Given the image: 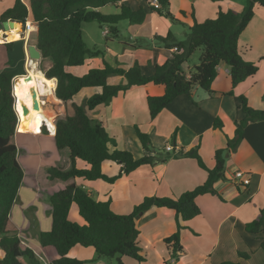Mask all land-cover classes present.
Here are the masks:
<instances>
[{
	"label": "crops",
	"instance_id": "0c3cea01",
	"mask_svg": "<svg viewBox=\"0 0 264 264\" xmlns=\"http://www.w3.org/2000/svg\"><path fill=\"white\" fill-rule=\"evenodd\" d=\"M15 1L0 0V16L12 8ZM20 1L27 8L29 7V0ZM120 4L132 10L139 7L147 9L146 20L142 25L121 22L122 24L118 25L119 36L116 39L107 37L108 31L104 28L106 45L102 48L104 51L101 50L102 56L97 59H101L102 65L105 62L122 70H128L137 63L143 72L151 73L155 65H162L175 52L174 49L167 50L157 43L156 37H166L171 33L177 40L182 41L185 39L188 28L192 27L195 22L202 23L205 20L214 19L219 12H241L245 6V0L221 2L169 0V11L174 22L151 11L148 0H121ZM103 8L98 9L102 15H104ZM114 10L118 12L116 8ZM28 22L34 25L29 20ZM33 29L34 31L29 34V39L31 37L34 39L36 36L37 27L34 25ZM121 29L129 34L128 41L123 38ZM5 33L0 32L2 38L5 36L3 43L0 44V60L2 61L0 72L8 70L14 76L11 82L14 84L17 78L29 73L26 51L30 45L34 44H30V40L27 41L28 36L23 31L19 30L16 34H13L14 32ZM10 34L14 35V39L8 38ZM85 35L83 31V36ZM153 40L157 45L152 43ZM92 41L94 45L92 47H95L97 44L95 40ZM9 42L13 43L9 48L4 46ZM144 42L145 44L149 42L151 48L145 49ZM114 44L123 48L121 50L123 56L114 52L112 49ZM15 48H17L16 51ZM20 51L23 57H15L14 53L20 54ZM238 52L244 61L256 64L258 70L254 76L235 87L231 85L228 67L221 63L217 67L216 77L211 84V94L199 87H194L192 101L185 96H180L173 100L154 120L149 117L147 98L162 96L163 86L133 87L119 94L108 104L100 105L88 112V116L100 122L109 137L115 140L116 146L115 148L110 146V151L113 149L126 150L134 157H141L143 151L134 129L138 126L141 132L148 135L151 144L161 147L163 152H166L165 147L167 146L173 148L167 153H177L186 152L199 145L200 157L205 166L212 169L215 165L214 152L226 147L227 140L234 138L235 123L246 118V114L240 108V97L246 99L250 108L264 111V8H255L252 20L239 38ZM40 62H44L42 70H39L37 64L32 61L37 70L44 75L43 71L51 66V62L42 60V58L39 60V65ZM90 65V63L87 65L85 74L92 68L103 67ZM73 69L70 70L72 74H74ZM21 70H24V74L20 72ZM181 71L187 76L193 71H191L189 59L182 64ZM111 77H115L111 80L113 85L126 82L122 76L113 75L107 79V83ZM50 81L55 84L52 96L41 97L40 107L54 126L57 119L73 115L72 104L80 105L92 95L101 92L100 88L82 89L71 101L63 103L54 95L56 80ZM46 98H51L55 102L51 108L45 102ZM217 119L222 123L221 130L213 129L214 121ZM40 129V132L20 131L17 121L14 134L15 145L16 133L19 135L22 132L21 135L29 141L44 137L54 147L52 151L39 147L37 153H29L28 155L32 156L31 163L25 162V157H22L20 153L17 155L19 165L25 167L27 172L24 170L21 186L10 211V220L18 229L22 247L32 250L41 264H49L57 260L59 256L54 248L42 247L36 235L39 232L50 231L52 218L48 199L65 186L62 183L52 185L47 183L46 185L43 172L50 168L66 170L69 168V160L67 150H56L55 129L53 133L45 125H42ZM174 132L176 135L173 141ZM169 139L172 141L171 145L167 143ZM43 151H46L44 156ZM60 163L65 166H60ZM84 166L83 163H78V168H84ZM102 170L108 177H113L118 174L120 166L106 162ZM237 171L248 175L250 180L248 185L243 186L234 178V173ZM224 174L226 180L214 184V189L221 199L210 194L197 197L195 203L200 210V215L188 222H180L185 228L180 233L183 253L177 261H168L169 251L163 243L165 238L176 232L174 211L153 207L136 220L140 256L144 258V262L140 264H264V252L260 248L264 231L251 234L245 230L246 224L255 220L260 211L264 210V121L252 122L245 126L242 140L235 152L231 153L226 160ZM206 179L207 173L198 167L195 160L180 158L170 159L164 164L141 166L127 176H122L113 184L82 180H77L76 183L91 192L97 201L110 199V208L115 214L128 215L133 207L141 203L145 197L177 198L182 193L202 185ZM116 198L124 199V201H117ZM73 208L72 206L70 209L69 219L82 225L83 221L75 212L71 216ZM240 254L247 255V258H241ZM2 256L3 253L0 250V260ZM67 257L85 261L86 264H105V259L95 260L96 254L92 248L75 246L69 251ZM126 258H121L122 264H133Z\"/></svg>",
	"mask_w": 264,
	"mask_h": 264
},
{
	"label": "trees",
	"instance_id": "16d2710c",
	"mask_svg": "<svg viewBox=\"0 0 264 264\" xmlns=\"http://www.w3.org/2000/svg\"><path fill=\"white\" fill-rule=\"evenodd\" d=\"M150 1L148 0V3ZM157 1L160 7L154 8L149 4V9L174 22L169 11V0ZM120 2L121 0H29L27 8L20 0H16L14 6L0 16V22L14 20L25 24L29 20L37 27L34 45L42 60L51 62V66L43 71V74L48 80H56L54 95L58 100L66 103L82 89H101L100 93L92 95L82 104H72V116L57 119L55 122L54 145L58 151L67 150L69 168H50L43 172L46 185L62 183L65 186L48 199L52 218L50 231L36 235L42 247L54 248L59 256L49 264H86L85 261L67 257L75 246L92 248L96 261L117 257V264H122L121 258L127 257L139 263L143 262L144 258L140 256L138 246L139 231L136 220L153 207L166 208L175 213L176 232L165 238L163 243L169 251L170 259H178L183 253L180 233L185 228L180 222H188L200 215L195 203L197 197L210 194L221 199L214 189V184L226 180L224 173L227 157L235 152L247 124L264 121V111L250 108L246 99L240 97V108L246 118L235 123L234 138L227 140L226 147L214 152L215 165L212 169H208L200 157L199 145L186 152L167 153L156 150L148 135L141 132L138 126L134 129L143 151L141 157L135 158L126 150L110 151V146H116L115 140L109 137L100 122L89 118L88 112L108 104L119 94L133 87L163 86L162 96L147 98L149 117L154 120L176 98L185 96L192 101L194 87L211 94V84L221 63L229 69L232 87L254 76L258 67L241 58L238 41L252 20L255 8H264V0H246L241 12H219L214 19L202 23L195 22L188 28L182 41L177 40L171 33L166 37H156L157 43L167 50L174 49L175 52L162 65H155L151 73L143 72L137 63L128 70H122L103 62L102 68H92L82 76L72 74V68L81 67L88 59L98 58L103 54L97 47L89 48L84 43V24L94 23L101 29L106 28L107 37L116 39L121 22L134 25H142L145 22L147 9L139 7L132 10ZM106 6H112L118 12L102 15L98 9ZM12 44L5 43L4 46L9 48ZM198 49L201 50L199 64L187 76L181 71V66ZM113 75L122 76L126 82L109 85L107 79ZM13 77L8 70L0 72V250L3 253L0 264H41L32 250L22 247L18 229L10 220V211L23 180V171L17 160V148L14 143L17 116L13 110L11 95ZM15 87L13 84V93ZM14 96L16 98L15 94ZM17 97L15 111L17 106L23 105L21 97ZM41 126V123H38L31 131L40 132ZM213 129H222L220 120L214 121ZM175 135L174 132L173 141ZM180 158L195 160L198 167L207 173L206 181L177 198L145 197L128 215L115 214L110 208V199L97 201L91 192L76 183L77 180H82L113 184L141 166L164 164L170 159ZM79 162L85 165L84 168H78ZM106 162L120 166L116 176L108 177L103 173L102 166ZM74 205L83 221L82 225L69 219L70 209ZM245 230L251 234L264 231V210L260 211L255 220L246 224ZM260 248L264 252V238L261 239ZM239 256L247 258V255Z\"/></svg>",
	"mask_w": 264,
	"mask_h": 264
},
{
	"label": "rangeland",
	"instance_id": "374dc122",
	"mask_svg": "<svg viewBox=\"0 0 264 264\" xmlns=\"http://www.w3.org/2000/svg\"><path fill=\"white\" fill-rule=\"evenodd\" d=\"M245 5H246V0H245ZM103 13H104V15H112V14H116V11L114 10V8L112 6H107V7L103 8ZM123 23H126V22H123ZM121 24L122 23H120V25ZM119 26H118V28H119ZM82 27H83L84 33L86 34L84 36V39H83L84 40V43L89 48H91L92 46H94L93 43H92L93 42L92 40H95L94 41V42H96L95 44L98 45L97 48H99L100 50H103L104 51V49H102L103 46L106 45L105 38H104V31H103L104 29H101L97 24H94V23L84 24ZM20 29H21V25H20ZM121 32H122L123 38H125V40L128 41L129 34L127 32H124L122 29H121ZM12 38H14V37H12ZM120 39L123 40L121 37H120ZM29 40H30V44H34V39L32 37ZM139 41H140V39H139ZM145 42L143 44L144 45L143 47L145 49L151 48L150 47L151 45H149L150 43L147 42L145 44ZM152 43H154L155 45H157V43L154 40L152 41ZM4 49L6 50V47H4ZM112 49L117 54L123 56V53L121 51L123 48L121 46H118V44H114L112 46ZM16 50H17V48H15V51ZM9 51H10V49H9ZM200 55H201V50L198 49V50H196L190 56V58H189V65L191 66V71L194 70L193 66H197L199 64V57H200ZM14 56L15 57H18V56L23 57V54H21V51H20V54L18 52H15L14 53ZM31 60L34 61L37 64V66H38L37 68L39 70H42L43 69L44 62L43 63L40 62V65H39L38 64L39 63V60H37V59L36 60L35 59H31ZM1 62L2 61L0 60V65H1ZM89 63L91 64L90 66H96V67L97 66H103L102 63H101V59L93 58V59H88L85 62V65L84 66L74 68L72 72L76 76L77 75L78 76H81V75L85 74V72L87 71V65ZM20 64H21V62H20ZM30 66H31V64L29 65V67ZM29 70H30V68H29ZM20 72H23L22 74H24V70H21ZM27 75H26V78H24V77L17 78L16 79V83H14V86H16L15 87L16 89H15V93L14 94L16 95V98H18L17 95H19L21 97L22 102H23V105H21V106L19 105V106L16 107V112H17V115L19 117V121L17 119L18 125H19V129L20 130H23V131H31L32 129H34L35 126L38 125V123H41V125H44L43 122H41L36 116L33 115V112H32V98H31V86H30V82H29V80L27 78ZM113 78H115V77H111L108 80L109 85H113V83L111 82V80ZM76 100L78 101L79 99L76 98ZM45 102L47 103V105H50V106H53V104L55 103L51 98H46ZM24 109L27 110V113L26 114L24 113ZM21 133L22 132H20L19 135H17V133H16V145H17V150H18V154L17 155H19V153H20L22 155V157H25V159H24L25 162L31 163L30 160L32 159V156H29L28 154L29 153L30 154H34V152L37 153L39 147H44L45 149H47V150L50 149L52 151V149H53L54 146H53V144L51 142L49 143V140H47L46 138H44V137H42V138L41 137H38L37 139H31L29 141L23 135H21ZM171 142H172L171 139H169L167 141L168 145H171L172 144ZM40 144H41V146H39ZM28 148H30V149H28ZM156 150H161V147L159 148V147L156 146ZM45 153H46V151H43V156H44ZM135 158H138V157H135ZM59 162H60V160H59ZM20 166H21V168L23 170V173H24V170L27 172V169L25 167H23L22 165H20ZM60 166H65V165H62V163H60ZM119 200L124 201V199H121V198L120 199H117V201H119ZM73 207L74 208L72 210L71 216L73 215L74 212L76 213V215H78L77 207L75 205ZM123 258H125V257H123ZM170 258L171 257L169 255V258H168V261L169 262L172 261V260H174V262H175V260L177 261L179 259V258L178 259H170ZM126 259H129V261H131L130 263H133V264L134 263L135 264L142 263V262H140V263L139 262H136L135 260L130 259V258H126ZM104 263L105 264H117V257L107 258V259L104 260Z\"/></svg>",
	"mask_w": 264,
	"mask_h": 264
},
{
	"label": "bare ground",
	"instance_id": "6f19581e",
	"mask_svg": "<svg viewBox=\"0 0 264 264\" xmlns=\"http://www.w3.org/2000/svg\"><path fill=\"white\" fill-rule=\"evenodd\" d=\"M19 24H14L12 29H11V32H14L13 34H16V32L19 30L21 31V29L19 28V26H17ZM16 29V31H15ZM34 29L31 28L30 32H32ZM13 34H10V36L8 37L9 39H14V38H11L14 37ZM3 38H2V35L0 36V44L3 43ZM31 66L29 67L30 70H29V73L27 75V78L30 82V86H31V98H32V112H33V115L36 116L41 122L44 123V125L46 127H48L49 131H51L52 133L54 132V125L52 123V121L47 118L44 113L42 112V108L40 107L39 109H36V104H38L39 106H41V99L43 97H50L52 96V90L54 88V82L46 79L45 77H43L44 75H42V73L37 70L36 68V65L34 63H30ZM24 78H26V75L24 76ZM27 80V81H28ZM12 93H13V90H12ZM13 97H14V100H15V104H16V98L14 96V93H13ZM42 97V98H41ZM63 104V103H62ZM51 108V106H50ZM46 110V109H45ZM16 115H17V112L15 111ZM17 119L19 121V117L17 115Z\"/></svg>",
	"mask_w": 264,
	"mask_h": 264
},
{
	"label": "built area",
	"instance_id": "2783aa9c",
	"mask_svg": "<svg viewBox=\"0 0 264 264\" xmlns=\"http://www.w3.org/2000/svg\"><path fill=\"white\" fill-rule=\"evenodd\" d=\"M149 4H150V6H152L154 8H159L160 7V5H159L157 0H151ZM32 27H34V25H31L28 21H26L25 24L22 25V29H23L24 34L26 36H28V39L26 38L27 41L29 40V34H30V30H31ZM8 32H11V29ZM8 32H6L5 34H7ZM26 56H27V61L29 60V65H30L32 60L28 56V52L27 51H26ZM11 86H12V90H13V84ZM11 95H12V98H13V110L15 112V100H14L12 92H11ZM172 150H173V148L171 146L165 147V151L166 152H171ZM234 178L243 186L248 185L249 182H250L248 175H246L245 173H243L241 171L235 172L234 173Z\"/></svg>",
	"mask_w": 264,
	"mask_h": 264
},
{
	"label": "water",
	"instance_id": "95a60500",
	"mask_svg": "<svg viewBox=\"0 0 264 264\" xmlns=\"http://www.w3.org/2000/svg\"><path fill=\"white\" fill-rule=\"evenodd\" d=\"M14 24H19L21 25V32L23 31L22 30V25L23 23H20V22H16L14 20H7V21H3L1 23V31H4V32H8L10 29H12L13 25ZM3 39H5V36L3 37ZM27 52H28V56L30 57V59H37V60H40L42 57H41V54L39 52V50L36 48L35 45H30L27 49ZM36 109H39L40 106L38 104H36ZM24 113L26 114L27 113V110L24 109Z\"/></svg>",
	"mask_w": 264,
	"mask_h": 264
}]
</instances>
